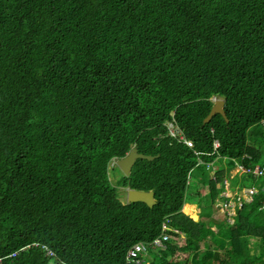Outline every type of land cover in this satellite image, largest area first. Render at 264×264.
Masks as SVG:
<instances>
[{
	"label": "trees",
	"instance_id": "trees-1",
	"mask_svg": "<svg viewBox=\"0 0 264 264\" xmlns=\"http://www.w3.org/2000/svg\"><path fill=\"white\" fill-rule=\"evenodd\" d=\"M214 96L228 121L203 123ZM261 120L264 0H0V264H260ZM131 144L156 157L116 186L152 190L151 207L109 179ZM218 157L235 162L228 191L259 186L232 224L211 209ZM195 201L197 220L181 212ZM167 217L185 243L127 256Z\"/></svg>",
	"mask_w": 264,
	"mask_h": 264
},
{
	"label": "rangeland",
	"instance_id": "rangeland-1",
	"mask_svg": "<svg viewBox=\"0 0 264 264\" xmlns=\"http://www.w3.org/2000/svg\"><path fill=\"white\" fill-rule=\"evenodd\" d=\"M219 99H223L222 97H216V96H214V97H211L210 98V100L211 101H215V100H219ZM208 115V114H207ZM260 124H262V120L260 121ZM180 130V129H179ZM172 132H173V134L174 135H177V136H180V137H182L183 135V133L181 132V130H180V132L182 133H178V131L176 130V128H174L173 130H172ZM185 137V136H184ZM179 138V137H178ZM131 146V148L132 147H134L132 144L130 145ZM130 148V149H131ZM136 148V147H135ZM137 149V148H136ZM130 151V150H129ZM128 151V152H129ZM138 151V150H137ZM127 152V153H128ZM126 153V154H127ZM140 153V152H139ZM146 155H148V154H146ZM152 156H154V155H152ZM156 156H154V158H155ZM153 158V159H154ZM152 159V160H153ZM109 168H108V175H109V179H110V181H111V183L112 184H115V186L117 185V181L120 179V176H121V170L119 169V167H118V165H117V162H116V160L115 159H111V161H110V163H109V166H108ZM117 167V168H116ZM132 168V167H131ZM131 171V170H130ZM225 174L226 175H228L229 174V172H228V170H225ZM211 179H213V180H216V176L214 175V173L213 174H211ZM202 179H203V175L201 174V172H200V169H196L195 170V172L191 175V177L189 178V186H188V189L189 188H195V189H197V187H198V185L199 184H202ZM116 188H117V196H118V198H119V200L121 201V202H123V203H125V202H127V203H129L128 202V200H127V189H132V188H126V187H122V186H116ZM137 190V189H136ZM141 191H143V190H141ZM150 191V190H149ZM152 191V190H151ZM188 191V190H187ZM193 195V194H192ZM155 199V198H154ZM156 202V201H155ZM187 202H184L183 203V206H182V208L184 207V210L185 209H188V210H186V211H188V214L190 215V206H188V205H185ZM154 205V204H153ZM185 205V206H184ZM182 208H181V212H182ZM202 211L203 212H208L207 211V206H206V210H205V208L204 209H202ZM184 213V212H183ZM185 214V213H184ZM188 214H185V215H187L188 216ZM231 214H234V211H231ZM189 217V216H188ZM191 218V217H190ZM218 218L219 219H221L219 216H218ZM169 218L167 217V218H165V220H164V222L162 223V225H161V233L157 236V237H155L154 239H157V238H160L161 240H162V246H155V245H153L152 244V241L154 240V239H152L150 242H144V243H146L147 244V247H148V250L149 249H152V250H158V247H165V243L167 242V241H171V240H174V241H177V242H182V243H185L183 240H184V233H182L179 229H177V228H174V227H171L170 226V224H169V220H168ZM162 226H163V228H162ZM212 229L214 230V231H216V227H212ZM178 233V234H177ZM177 234V235H176ZM164 235H166L167 237H164V238H166V239H163V236ZM141 242H143V241H139V242H137V243H141ZM137 243H135V244H137ZM135 244H133L132 245V247L135 245ZM132 247L130 248V249H132ZM129 249V250H130ZM128 250V251H129ZM197 253V252H196Z\"/></svg>",
	"mask_w": 264,
	"mask_h": 264
},
{
	"label": "built area",
	"instance_id": "built-area-1",
	"mask_svg": "<svg viewBox=\"0 0 264 264\" xmlns=\"http://www.w3.org/2000/svg\"><path fill=\"white\" fill-rule=\"evenodd\" d=\"M262 121L264 123V120H262ZM173 127H174V123L169 124L170 134L173 137H176L180 142H183L186 145H188L189 147H191L192 142L189 139L185 138L184 135L180 132V130H178V128H177L178 133H181L183 136L180 137V136L173 134V132H172V130L174 129ZM215 146H218L217 141L215 142ZM241 170L244 171L243 168H241ZM247 171L258 173V174L262 175V177H264V165L263 166H255V167H253L252 170L248 169ZM228 184L229 183H227V180H225V185H226L225 190H227V191L221 193V198H223V199H221V202L219 204H216V206L219 208V210L224 215H226L227 221L232 223L233 217L236 214L237 208L241 207L242 204L245 202H251L253 199V196L258 192L259 189L254 187V186H251V187L242 188L240 190V192H238V191L231 192V191H228L229 190ZM260 189L264 191V185H262ZM262 207H264V202L262 203ZM231 211H234V214H231ZM162 228H163V226H162ZM164 237H167V236L166 235L163 236V239H166ZM152 244L155 246H162V240L160 238L154 239L152 241ZM146 250H148L146 243H144V242L137 243L132 247V249H130L127 252V256L135 257L138 252H144ZM2 259L3 258L0 257V261H2ZM128 259L130 261L134 262L133 258H128ZM136 263H140L139 258L136 260Z\"/></svg>",
	"mask_w": 264,
	"mask_h": 264
},
{
	"label": "water",
	"instance_id": "water-1",
	"mask_svg": "<svg viewBox=\"0 0 264 264\" xmlns=\"http://www.w3.org/2000/svg\"><path fill=\"white\" fill-rule=\"evenodd\" d=\"M223 106H224L223 99L215 100L208 115L203 119V123L210 121L212 116L217 113L221 114L225 118V120L228 121ZM138 158L152 160L154 156L139 153L135 147H132L124 157L117 159L116 162L119 169L125 175H128L130 173L134 161ZM127 200L128 202L141 201L150 207L153 206V204H155L154 192L151 190L141 191L136 189H127Z\"/></svg>",
	"mask_w": 264,
	"mask_h": 264
},
{
	"label": "crops",
	"instance_id": "crops-1",
	"mask_svg": "<svg viewBox=\"0 0 264 264\" xmlns=\"http://www.w3.org/2000/svg\"><path fill=\"white\" fill-rule=\"evenodd\" d=\"M214 160L215 161H213V164H212L213 168H208L209 169L208 170V178L209 177L212 178L211 174L215 173V170L220 169L221 170L220 174H221V178H222L223 187H224V184H225V180H227V183L230 184L231 177L233 178V176H235V174H236L235 162L231 161V160H228L225 157H218V158H216ZM205 166L207 168L208 165H205ZM225 170H228V172H229L228 175L225 174ZM215 175H216V173H215ZM222 183L218 184V182H217V184H216L217 186L216 187L217 188H219V187L221 188L222 187ZM248 187H251V186H248ZM254 187L258 188L259 186H254ZM188 190H189V192L195 193L197 189L189 188ZM220 202H221V193L215 198L214 205L211 207V209H215L216 204H219ZM185 205L190 206V208H191L190 209L191 211L189 212L190 215L188 214V211H186L188 209L184 210V207L182 208V212H184L185 214H188V216L191 217L193 220H197L199 218L201 207L197 205L196 201L195 202H187ZM204 208H206V207H204ZM218 212L220 213L219 217L223 220L222 223L227 221L226 215H224L219 209H218ZM224 219H225V221H224ZM217 222H219V218H217ZM212 227H216L217 228L216 225H214ZM248 255H249L250 258H252L253 257V252L249 251ZM258 263L264 264V257H262L261 259L258 258Z\"/></svg>",
	"mask_w": 264,
	"mask_h": 264
}]
</instances>
